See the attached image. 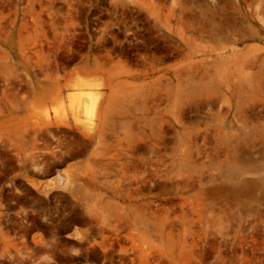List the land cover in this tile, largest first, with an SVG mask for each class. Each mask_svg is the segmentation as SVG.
I'll return each mask as SVG.
<instances>
[{
    "label": "rangeland",
    "instance_id": "obj_1",
    "mask_svg": "<svg viewBox=\"0 0 264 264\" xmlns=\"http://www.w3.org/2000/svg\"><path fill=\"white\" fill-rule=\"evenodd\" d=\"M0 264H264V0H0Z\"/></svg>",
    "mask_w": 264,
    "mask_h": 264
}]
</instances>
